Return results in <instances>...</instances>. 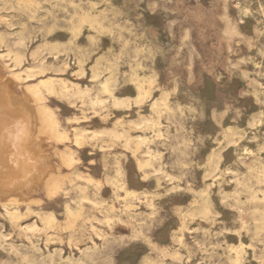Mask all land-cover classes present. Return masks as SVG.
Masks as SVG:
<instances>
[{
	"label": "rangeland",
	"instance_id": "obj_1",
	"mask_svg": "<svg viewBox=\"0 0 264 264\" xmlns=\"http://www.w3.org/2000/svg\"><path fill=\"white\" fill-rule=\"evenodd\" d=\"M0 59L55 91L0 264H264V0H0Z\"/></svg>",
	"mask_w": 264,
	"mask_h": 264
},
{
	"label": "bare ground",
	"instance_id": "obj_2",
	"mask_svg": "<svg viewBox=\"0 0 264 264\" xmlns=\"http://www.w3.org/2000/svg\"><path fill=\"white\" fill-rule=\"evenodd\" d=\"M153 4V3H152ZM240 23V22H239ZM224 41V40H223ZM34 54V53H33ZM3 55V54H2ZM5 56V54H4ZM13 59V57H12ZM1 60V59H0ZM14 60V59H13ZM15 62V60H14ZM18 62V61H17ZM20 62V61H19ZM16 63V62H15ZM21 63V62H20ZM15 64V66H20ZM35 69V68H34ZM13 70V69H11ZM10 70V71H11ZM26 71V70H24ZM29 71V70H28ZM31 71V69H30ZM9 72V71H8ZM7 72V73H8ZM22 72V71H21ZM39 72V70H38ZM82 72V71H81ZM12 74V73H11ZM18 74V73H17ZM20 74V73H19ZM38 74V73H37ZM40 74V73H39ZM81 74V73H80ZM23 75V74H22ZM28 75L25 74V76ZM12 76V75H11ZM24 76V77H25ZM35 76V75H34ZM78 76V75H77ZM96 77V75H94ZM93 76V77H94ZM20 77V76H19ZM16 73L12 77H6L2 72V67L0 66V206L3 208V211L7 214L6 217L11 224H16L17 220L20 218L19 208L23 205L27 208L32 202V189L42 184L47 180L51 174L53 166L50 160L47 158L46 153L48 152V143L46 139H41L37 137L38 131V116L37 112L32 104V100L29 96V93H32L38 102H43V93L44 95H51L54 91L53 81L41 80L39 84L31 85L28 92H16L14 88V81L16 78ZM34 78L33 76H28ZM27 77V78H28ZM37 77V75H36ZM92 77V76H91ZM92 77V78H93ZM79 78V77H77ZM20 79V78H19ZM47 79V78H46ZM50 79V78H48ZM95 79V78H94ZM23 80V79H22ZM26 80V78H25ZM52 80V79H51ZM55 80V79H53ZM92 80V79H91ZM29 81V80H28ZM60 81V80H59ZM56 82V81H55ZM54 82V84H55ZM21 83V82H20ZM24 83V82H23ZM62 83V82H61ZM65 83V82H64ZM143 83V82H142ZM146 83V82H145ZM149 83V82H148ZM71 84V83H70ZM107 84V83H106ZM60 84H55L54 86ZM102 85V84H101ZM104 85V84H103ZM102 85V89H103ZM30 86V85H28ZM27 86V87H28ZM62 88L64 85H62ZM71 86V85H70ZM75 86V85H74ZM79 86V85H77ZM139 86V85H138ZM26 87V86H25ZM66 87V86H65ZM64 87V88H65ZM58 88V86L56 87ZM61 88V87H59ZM105 88V85H104ZM150 88V87H149ZM70 89V88H69ZM76 89H78L76 87ZM139 89V87H138ZM59 90V89H57ZM65 93L64 89H62ZM66 90V89H65ZM74 90V89H73ZM79 90V89H78ZM77 90V91H78ZM84 90V89H82ZM106 90V88H105ZM104 90V91H105ZM18 91V90H17ZM76 91V93H77ZM87 91V89H86ZM91 91V90H90ZM141 91V90H140ZM55 92V91H54ZM61 92V93H63ZM70 92V91H69ZM68 92V93H69ZM75 92V91H74ZM82 92V91H80ZM146 92V91H145ZM149 92V91H147ZM67 93V92H66ZM67 93V94H68ZM84 93H86L84 91ZM108 93V92H106ZM54 94V93H53ZM58 94V92L56 93ZM55 94V95H56ZM60 94V93H59ZM66 94V95H67ZM72 94V93H71ZM70 94V95H71ZM81 97L83 93H80ZM87 94V93H86ZM111 94V93H110ZM109 94V95H110ZM61 95V94H60ZM65 95V94H64ZM65 95V96H66ZM53 96V95H51ZM73 96V94H72ZM75 96V95H74ZM85 96V94H84ZM112 96V95H110ZM149 96V95H147ZM46 97V96H45ZM57 97V96H55ZM89 97V96H88ZM162 97V96H161ZM34 98V97H33ZM48 98V97H47ZM50 98V97H49ZM111 98V97H110ZM84 99V98H83ZM35 100V99H34ZM100 100V99H98ZM141 100V99H139ZM102 101H104L102 99ZM122 101V100H120ZM119 101V102H120ZM40 102V104H41ZM46 102V100H45ZM93 102V101H92ZM96 102V101H95ZM101 102V100H100ZM99 102V103H100ZM141 102V101H139ZM156 102V101H155ZM91 103V102H90ZM89 103V104H90ZM103 103V102H102ZM101 103V105H102ZM113 103V101H112ZM121 103V102H120ZM119 103V105H121ZM138 103V102H137ZM136 103V104H137ZM162 103V102H161ZM45 104V103H44ZM160 104V103H159ZM158 102L154 105L158 107ZM94 105V104H93ZM93 105H90L93 107ZM99 104V106L101 107ZM113 105V104H112ZM39 106V104H38ZM43 106V105H42ZM116 107L117 104H114ZM122 106V105H121ZM161 106V104H160ZM162 106H165L162 104ZM119 107V106H118ZM43 108V107H41ZM49 108V107H48ZM94 108V107H93ZM164 108V107H162ZM40 109V108H38ZM37 109V110H38ZM56 109V108H54ZM160 108L158 107V110ZM165 109V108H164ZM167 109V108H166ZM57 110V109H56ZM160 111V110H159ZM163 111V110H162ZM39 112V110H38ZM44 112V110H43ZM49 112V109L47 110ZM51 112V111H50ZM45 113V112H44ZM58 113V112H57ZM157 113V112H154ZM161 113V112H160ZM42 114V113H41ZM55 114V113H53ZM47 115V113L45 114ZM57 115V114H56ZM156 115V114H155ZM160 115V114H159ZM48 116V115H47ZM53 115L51 114V117ZM59 116V115H58ZM56 116V117H58ZM48 118L50 125V137L62 141L67 139L66 136H62L57 132L56 122L53 118ZM54 117V116H53ZM47 118V117H46ZM45 118V119H46ZM59 118V117H58ZM42 119V120H45ZM60 119V118H59ZM78 119V118H77ZM75 120V119H74ZM73 120V121H74ZM145 120V118H144ZM141 121V120H140ZM151 121V120H150ZM41 122V121H40ZM70 122V121H69ZM76 122V121H75ZM119 122V121H118ZM144 122V121H142ZM146 123V122H144ZM152 123V122H150ZM157 123V122H156ZM45 124V123H44ZM147 124V123H146ZM149 124V123H148ZM155 124V123H154ZM141 125V123H140ZM150 125V124H149ZM153 125V124H152ZM158 125V124H157ZM46 126V125H44ZM139 126V125H138ZM156 126V125H155ZM48 129V128H47ZM46 129V132H47ZM77 133V132H76ZM47 134V133H46ZM66 134V133H65ZM82 134V132H81ZM117 135L116 133L114 134ZM122 135V134H121ZM74 136V135H73ZM81 136V135H80ZM119 136V135H118ZM83 137V136H81ZM77 139V136L75 137ZM78 137L77 140H79ZM84 138V137H83ZM120 138V137H119ZM142 139V138H141ZM83 140V139H82ZM69 142V141H68ZM78 142V141H77ZM80 142V141H79ZM78 142V143H79ZM57 143V141H56ZM76 143V142H75ZM51 144V143H50ZM61 144V143H60ZM59 144V145H60ZM77 144V143H76ZM144 145V144H143ZM57 146V145H56ZM52 149V148H51ZM56 149V148H55ZM67 148H65L66 151ZM139 149V148H138ZM123 150V149H122ZM69 151V149H68ZM59 152V151H58ZM61 152V151H60ZM50 153V152H49ZM65 153V152H64ZM48 154V153H47ZM68 154V153H67ZM66 154V155H67ZM49 155V154H48ZM57 155V154H56ZM63 155V154H62ZM74 155V154H73ZM60 156V155H59ZM65 156V155H64ZM76 156V155H75ZM74 156V157H75ZM71 157V156H68ZM51 158V157H50ZM60 159V158H59ZM76 160V159H75ZM62 161V159H61ZM64 162V160H63ZM70 162V161H69ZM60 163V162H59ZM71 163V162H70ZM55 164V163H54ZM66 164V163H65ZM60 165V164H59ZM77 165V164H76ZM58 166V165H57ZM62 166V165H61ZM64 167V166H63ZM66 167V166H65ZM72 167V166H71ZM77 167V166H76ZM140 167L141 164H140ZM68 168V167H67ZM63 169V168H62ZM74 170V169H73ZM74 171H71V173ZM61 173V172H60ZM63 174V173H62ZM73 174V173H72ZM121 174V173H120ZM66 175V174H65ZM75 175V174H74ZM68 176V175H67ZM122 177V176H121ZM119 176L118 179L121 178ZM88 178V177H87ZM68 179V177H67ZM89 179V178H88ZM122 179V178H121ZM65 180V179H64ZM71 180V179H70ZM86 180V179H85ZM91 180V179H90ZM89 180V181H90ZM95 180V179H94ZM72 181V180H71ZM70 181V182H71ZM87 181V180H86ZM85 181V182H86ZM109 180H107L108 182ZM124 181V180H123ZM94 182V181H93ZM114 182V180H113ZM120 182V181H119ZM66 183V182H64ZM87 183H89L87 181ZM100 183V182H99ZM98 183V184H99ZM117 181L114 183L116 185ZM63 184V183H62ZM104 184V183H103ZM110 184V183H109ZM121 184V183H120ZM43 185V184H42ZM65 185V184H64ZM101 185V184H99ZM122 185V184H121ZM124 185V184H123ZM98 187V185H96ZM102 186V185H101ZM111 186H114L111 184ZM118 186V184L116 185ZM58 187V186H57ZM124 187V186H122ZM61 188V187H60ZM59 189V188H58ZM120 189V188H119ZM124 189V188H122ZM121 189V190H122ZM59 191V190H58ZM99 191V190H98ZM125 192V191H124ZM126 195L129 194L125 192ZM132 193V192H130ZM36 194V193H35ZM56 195V194H55ZM38 198V197H37ZM40 200V199H39ZM22 213V212H21ZM125 214V213H124ZM52 218V217H51ZM49 220V218H48ZM49 222V221H48ZM47 222V223H48ZM51 222V221H50ZM109 222V221H108ZM105 223V222H104ZM10 224V225H11ZM50 224V223H49ZM16 226V225H15ZM72 226V225H71ZM74 226V225H73Z\"/></svg>",
	"mask_w": 264,
	"mask_h": 264
}]
</instances>
